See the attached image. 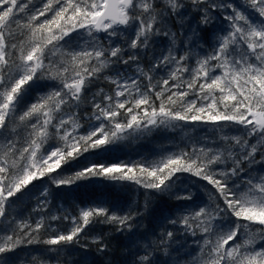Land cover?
<instances>
[{
    "label": "snow or ice",
    "instance_id": "snow-or-ice-1",
    "mask_svg": "<svg viewBox=\"0 0 264 264\" xmlns=\"http://www.w3.org/2000/svg\"><path fill=\"white\" fill-rule=\"evenodd\" d=\"M190 8L200 17L195 27ZM218 10L227 27L214 33L211 52L197 56L193 67V49L203 47L201 33L216 23L212 13ZM125 33L121 43L114 41ZM159 38L165 43L157 47ZM41 81L51 82L50 89L22 109L29 89ZM100 82L109 90L100 87L88 99ZM85 103L90 111L82 112ZM196 124L218 130L219 143L193 141L155 160L89 162L60 174L72 161L121 141ZM232 125L242 126L244 135L223 134ZM182 173L211 186L208 202L174 187ZM45 177L57 188L93 179L130 183L146 195L192 204L179 203V214L162 219L185 234L199 233L195 255L182 258L176 233L163 230L128 248L124 264H160L158 253L168 256L169 249L177 252L172 264H264V0L241 7L231 0H42L39 7L31 0H0V264L20 245L41 242L46 217L33 224L11 210ZM48 196L45 187L34 212L47 211ZM77 213L47 217L71 227L53 229L42 242L87 252L82 235L101 223L127 233L131 244L143 215L132 207L113 210L106 201L77 206ZM90 244L98 253L110 250L104 235Z\"/></svg>",
    "mask_w": 264,
    "mask_h": 264
},
{
    "label": "trees",
    "instance_id": "trees-1",
    "mask_svg": "<svg viewBox=\"0 0 264 264\" xmlns=\"http://www.w3.org/2000/svg\"><path fill=\"white\" fill-rule=\"evenodd\" d=\"M231 2L241 7L246 3V0H231ZM31 3L39 7L42 0H31ZM188 15L191 17V26L195 27L199 21V15L191 8L188 10ZM212 15L216 18V23L201 33L204 37L201 42L203 47H195L193 49V58L189 61L193 67L195 66L197 56H204L211 52L214 44V33L218 34L221 29L227 27V22L220 18L223 15L222 12L218 10L213 12ZM252 17L253 19H258L254 13ZM172 28L173 31H179V25L173 24ZM185 28H188L187 24ZM128 34L125 33L124 37H116L114 41L121 43ZM186 34L190 33L186 32ZM100 38L105 39L104 34H100ZM180 39L182 40L183 37ZM163 43H165V40L159 38L157 47ZM38 85L29 89L28 94L25 96L22 109L27 104L33 102L38 94L48 91L51 87V82L41 81L38 82ZM100 87L105 88V91L109 90L106 82H100L86 94L87 98L90 99L92 93ZM80 111H90V107L86 103L82 104ZM223 134L230 136L244 135V129L242 126L232 125L226 128ZM219 135L221 133L218 130L214 131L211 125L206 124L189 125L186 128H178L175 130H154L150 134L121 141L106 150L86 154L85 157L63 166L60 174L65 176L70 175L89 162L115 163L120 161L155 160L169 152L190 147L193 141L198 144H207L208 146H211L213 142L219 143ZM253 142L255 141L253 140ZM257 159H259V156ZM259 170L260 166H256L254 172ZM45 187L49 189L48 209L44 213L34 212L33 209L36 208L40 193ZM174 187L180 189L181 192L187 189V191L193 194L197 203L208 202L209 194L213 191L211 186L206 185V182L188 173L179 174V179ZM146 200L149 201L148 210L144 211ZM99 201H106L107 206L116 211L120 209L127 210L129 207H132L134 210L143 213L137 220V223L141 227L136 231V235L131 238L133 243H129L127 233H117L115 226L101 223L90 225L82 235L80 243H89L87 252L75 244L58 251L55 247L42 242L50 235L55 234L53 229L67 231L71 227L68 221L61 219L52 222L47 217H50L52 214L62 216L65 214V210L68 214L77 215V206L83 207L85 203L89 205ZM179 203L188 204L189 207L192 206L190 202ZM179 203L175 199L155 193H148L146 195L144 189L130 183L121 184L102 179H93L79 181L70 187L57 188L51 184L48 177H45L29 185V188L19 195L11 210L12 215L17 219H30L33 224L39 219L40 215L46 217V227L41 230L37 237L41 242L31 245L24 243L16 248L15 251L7 253L4 259L7 261V264H108L109 261H111V264H124L126 260L130 259L126 255V251L130 247L134 250L135 242L147 244L150 240L157 238L153 234L154 232L159 234L163 230H171L176 233V241L180 245H183L179 255L187 260L190 259V256H185L184 253L196 254V245L193 241L200 239L199 233L195 237L191 234H185L184 230L179 226L173 227L166 220L162 219V217L167 216L174 218L179 214L181 210ZM48 224H52V228H48ZM96 235H104L107 237L110 249L107 253H98L96 246L90 244L91 238ZM142 236H146V239H141ZM177 246V243H173L172 248L174 249ZM43 250L48 251L49 257L42 255ZM169 251L171 254L168 256H165L163 253H158L160 264H164V261L172 264L177 256V252L172 251V249H169Z\"/></svg>",
    "mask_w": 264,
    "mask_h": 264
},
{
    "label": "bare ground",
    "instance_id": "bare-ground-1",
    "mask_svg": "<svg viewBox=\"0 0 264 264\" xmlns=\"http://www.w3.org/2000/svg\"><path fill=\"white\" fill-rule=\"evenodd\" d=\"M86 205H87V204L85 203L84 206H86ZM42 255L45 256V257H47V256H48V251L43 250V251H42ZM48 257H49V256H48Z\"/></svg>",
    "mask_w": 264,
    "mask_h": 264
}]
</instances>
